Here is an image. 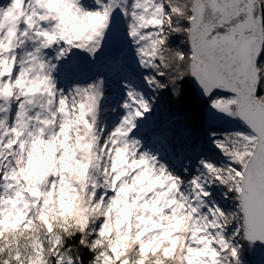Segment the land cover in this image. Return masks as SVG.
Masks as SVG:
<instances>
[{
    "label": "snow or ice",
    "instance_id": "1",
    "mask_svg": "<svg viewBox=\"0 0 264 264\" xmlns=\"http://www.w3.org/2000/svg\"><path fill=\"white\" fill-rule=\"evenodd\" d=\"M257 249L264 0H0V264Z\"/></svg>",
    "mask_w": 264,
    "mask_h": 264
},
{
    "label": "trees",
    "instance_id": "2",
    "mask_svg": "<svg viewBox=\"0 0 264 264\" xmlns=\"http://www.w3.org/2000/svg\"><path fill=\"white\" fill-rule=\"evenodd\" d=\"M161 104L162 106H166L167 101L162 100ZM201 138L204 141L203 143L204 150L207 152H211L213 149L210 145H207L208 143L206 140V134ZM247 259H248V264H264V251L262 249H257L255 252H250L248 253Z\"/></svg>",
    "mask_w": 264,
    "mask_h": 264
},
{
    "label": "water",
    "instance_id": "3",
    "mask_svg": "<svg viewBox=\"0 0 264 264\" xmlns=\"http://www.w3.org/2000/svg\"><path fill=\"white\" fill-rule=\"evenodd\" d=\"M264 251V249H262Z\"/></svg>",
    "mask_w": 264,
    "mask_h": 264
},
{
    "label": "rangeland",
    "instance_id": "4",
    "mask_svg": "<svg viewBox=\"0 0 264 264\" xmlns=\"http://www.w3.org/2000/svg\"><path fill=\"white\" fill-rule=\"evenodd\" d=\"M207 145H209V144H207Z\"/></svg>",
    "mask_w": 264,
    "mask_h": 264
}]
</instances>
